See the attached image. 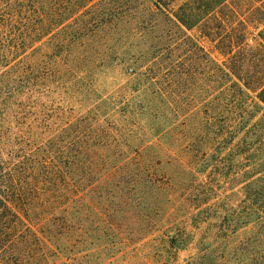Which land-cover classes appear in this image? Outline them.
I'll return each mask as SVG.
<instances>
[{
    "label": "trees",
    "instance_id": "1",
    "mask_svg": "<svg viewBox=\"0 0 264 264\" xmlns=\"http://www.w3.org/2000/svg\"><path fill=\"white\" fill-rule=\"evenodd\" d=\"M173 1L0 0V264H118L155 231L264 264V0Z\"/></svg>",
    "mask_w": 264,
    "mask_h": 264
},
{
    "label": "rangeland",
    "instance_id": "2",
    "mask_svg": "<svg viewBox=\"0 0 264 264\" xmlns=\"http://www.w3.org/2000/svg\"><path fill=\"white\" fill-rule=\"evenodd\" d=\"M186 0H174L172 3V8L176 9L177 6H179L182 2ZM29 14H20L16 15L14 13L9 14L8 18L12 20V23H14V27H20V29H25V26H21L20 23H26L28 20L26 17ZM19 19H22L20 22ZM35 20L36 18H32ZM47 38L43 39L41 42H35L33 47L40 49H36L35 51L31 49H25L27 55H33L30 56V59L35 62V65L37 66V73L35 74V80L37 81V97L40 100H47L48 101L52 97H56L57 94L60 97V103L64 106V98H65V81L66 79L63 78H57L55 75H53L51 72V60H50V49L49 45L47 44ZM203 44L205 45L206 49H210L211 45L206 40L203 41ZM32 64V63H31ZM44 75V76H43ZM100 79H109V82L111 79H119L118 77H115V75H104L100 77ZM113 81V80H112ZM61 82V84L59 83ZM63 84V86H62ZM55 94V95H54ZM51 104V103H50ZM62 113V112H61ZM63 115V113H62ZM59 117V116H58ZM61 121V120H60ZM53 127H56L55 124ZM177 216L176 209L172 211V214L168 217L169 220L175 219ZM137 222L134 217L130 218V223L134 224ZM164 224V221H161L158 225ZM162 231V229L157 230ZM160 232H156L153 234V236H150L149 238H145L142 241H137L134 246H129L124 251L118 255L120 260L118 261V264H200V262L203 263H213V264H235L236 260H234L235 256L236 259L239 260L238 264H243L249 261V253L245 252L240 255H235L231 251V249L238 244H240V240L243 239L244 233H241L238 235V237L227 244L223 243L220 240H215L211 244V253L198 258L197 256V249L192 245L189 246L187 249L178 251L177 254H164L160 255L158 252V248L160 246V239L156 236H158ZM161 236V235H160ZM154 237V238H152ZM245 240V239H244ZM134 247V248H133ZM123 255L121 256V254ZM54 259V257H52ZM52 262V260H51ZM57 264L58 260L53 262L52 264ZM101 264V263H100Z\"/></svg>",
    "mask_w": 264,
    "mask_h": 264
}]
</instances>
